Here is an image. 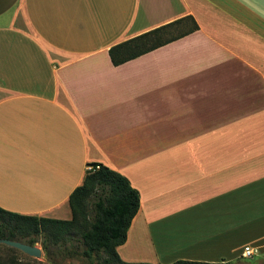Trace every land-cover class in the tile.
I'll return each mask as SVG.
<instances>
[{
	"label": "crops",
	"instance_id": "0c3cea01",
	"mask_svg": "<svg viewBox=\"0 0 264 264\" xmlns=\"http://www.w3.org/2000/svg\"><path fill=\"white\" fill-rule=\"evenodd\" d=\"M94 164L139 192L122 260L264 264V0H0V207L71 219Z\"/></svg>",
	"mask_w": 264,
	"mask_h": 264
},
{
	"label": "trees",
	"instance_id": "16d2710c",
	"mask_svg": "<svg viewBox=\"0 0 264 264\" xmlns=\"http://www.w3.org/2000/svg\"><path fill=\"white\" fill-rule=\"evenodd\" d=\"M182 20L192 21L180 25ZM197 27L190 16L177 19L117 43L110 47L109 53L113 63L120 64ZM177 28L179 30L173 33L172 30ZM69 203L73 214L71 219L23 215L0 207V237L16 240L20 236L21 240L27 238L25 242L32 245L40 241L44 249L48 248L49 243L58 244L74 237L84 246L81 254L86 258L103 253L104 264H154L126 262L117 252V246L126 241L127 230L140 206L139 192L131 186L126 176L100 164L99 168L87 171L83 183L71 193ZM0 264L22 263L11 258L0 259ZM170 264L219 263L180 259Z\"/></svg>",
	"mask_w": 264,
	"mask_h": 264
},
{
	"label": "rangeland",
	"instance_id": "374dc122",
	"mask_svg": "<svg viewBox=\"0 0 264 264\" xmlns=\"http://www.w3.org/2000/svg\"><path fill=\"white\" fill-rule=\"evenodd\" d=\"M179 29L172 30L173 33L177 32ZM74 238V237H73ZM68 239L65 241H59L58 244L49 243L47 249L42 247L41 242H36L35 245L39 246L42 250L40 257L30 256L19 249H10L8 245L0 243V259L8 260L15 259L16 261L21 262L22 264L31 263V264H104L103 258L104 254L99 253L93 255L91 258L84 257L81 253L84 249V246L78 239ZM25 242L27 238L21 240L20 236H17L16 240ZM27 243V242H26ZM75 254H70L72 252ZM220 264H247L244 261L237 260L231 263H220Z\"/></svg>",
	"mask_w": 264,
	"mask_h": 264
},
{
	"label": "water",
	"instance_id": "95a60500",
	"mask_svg": "<svg viewBox=\"0 0 264 264\" xmlns=\"http://www.w3.org/2000/svg\"><path fill=\"white\" fill-rule=\"evenodd\" d=\"M0 243H3L5 245H8L10 247H14L16 249L21 250L22 252L34 256V257H40L42 254V250L37 245H32L20 240L10 239V238H1L0 237Z\"/></svg>",
	"mask_w": 264,
	"mask_h": 264
},
{
	"label": "built area",
	"instance_id": "2783aa9c",
	"mask_svg": "<svg viewBox=\"0 0 264 264\" xmlns=\"http://www.w3.org/2000/svg\"><path fill=\"white\" fill-rule=\"evenodd\" d=\"M96 168H99V165H95V166H91L89 165L87 167V170H94ZM254 250L252 248H250V246H245L244 248V256L245 257H250L253 254Z\"/></svg>",
	"mask_w": 264,
	"mask_h": 264
}]
</instances>
